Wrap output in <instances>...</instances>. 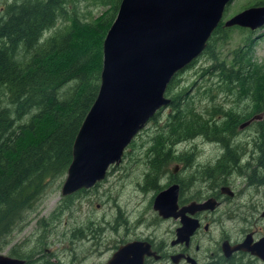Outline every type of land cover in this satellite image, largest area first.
<instances>
[{"label": "trees", "instance_id": "16d2710c", "mask_svg": "<svg viewBox=\"0 0 264 264\" xmlns=\"http://www.w3.org/2000/svg\"><path fill=\"white\" fill-rule=\"evenodd\" d=\"M118 3L119 0H0V247L64 176L74 135L97 90L101 42ZM253 5H264V0ZM91 6H107L108 10L99 20L100 32L95 41L86 46L75 33L76 26L91 23L78 17H83V7ZM226 28L229 27L221 21L217 23L200 52L213 61L204 72L213 75L228 95L256 90L251 84L259 81L255 79L257 75H264V68L250 62L246 48L234 50L228 65L217 61L212 53L213 40L223 36ZM178 73L164 90L169 101L163 124L140 144L147 163L145 182L164 171L170 144L195 134L207 135V120L194 111L189 99L185 101ZM159 110L148 121H157ZM82 190L60 196L62 212L69 209L71 197ZM10 256L25 259V264H54L36 251L12 250Z\"/></svg>", "mask_w": 264, "mask_h": 264}, {"label": "water", "instance_id": "95a60500", "mask_svg": "<svg viewBox=\"0 0 264 264\" xmlns=\"http://www.w3.org/2000/svg\"><path fill=\"white\" fill-rule=\"evenodd\" d=\"M231 0H119L101 42L95 96L71 144L60 196L87 189L117 164L124 148L168 98L169 79L200 54ZM264 24V5H252L222 22L254 30ZM176 185L160 191L152 208L174 215ZM191 227V226H190ZM152 254L144 241L117 246L104 264H142ZM24 260L0 253V264Z\"/></svg>", "mask_w": 264, "mask_h": 264}, {"label": "flooded vegetation", "instance_id": "af4514ba", "mask_svg": "<svg viewBox=\"0 0 264 264\" xmlns=\"http://www.w3.org/2000/svg\"><path fill=\"white\" fill-rule=\"evenodd\" d=\"M260 95L264 92H244V105L233 116L228 114L233 109L211 103L205 117L207 135L170 144L166 165L171 168L143 181L142 190L155 189L149 206L162 237L149 233L132 239L146 242L152 252L143 256L142 264H264V100L256 98ZM155 178L164 182L158 184ZM171 185H176L174 215L162 217L153 210V199Z\"/></svg>", "mask_w": 264, "mask_h": 264}, {"label": "rangeland", "instance_id": "374dc122", "mask_svg": "<svg viewBox=\"0 0 264 264\" xmlns=\"http://www.w3.org/2000/svg\"><path fill=\"white\" fill-rule=\"evenodd\" d=\"M256 1L262 0H231L223 12L222 22ZM107 10V6L83 7V17H78L91 23L87 27L76 26V39L90 46L100 32L99 20ZM244 48L248 51L250 62L264 68V24L250 31L239 26L226 28L223 36L213 40L211 50L217 61H224V65H228L232 52ZM211 62L207 54L202 53L194 62L179 70L178 85L185 89V101L189 99L194 111L204 118L211 103H214V108L233 109L228 113L231 116L238 114V109L244 105L241 96L246 91L226 94L214 76L204 72ZM257 76L255 79L259 78V81L251 84L256 90L250 92L263 93L264 75ZM256 98L260 102L264 100L263 95ZM165 114L166 107L159 110L157 121H147L134 137V142L125 148L121 160L109 166L101 182L72 196L69 209L63 212L58 205L62 179L56 183L29 214L24 225L11 233L7 242L0 247V253L10 256L12 250L19 253L36 251L54 264H102L118 245L126 241L149 233L161 239L162 229L152 222L155 217L149 206L155 189H141L145 187L143 181L147 163L143 157L145 149L140 144L145 143L151 131L163 124ZM235 142H238V136ZM182 145L180 143L178 149ZM171 165L167 164L163 169L167 171ZM163 182V178L157 179L158 184ZM95 240H98L97 243Z\"/></svg>", "mask_w": 264, "mask_h": 264}]
</instances>
